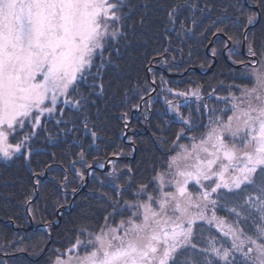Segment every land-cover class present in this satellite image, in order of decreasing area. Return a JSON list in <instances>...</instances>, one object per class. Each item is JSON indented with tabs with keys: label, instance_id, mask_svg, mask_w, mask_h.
I'll return each mask as SVG.
<instances>
[{
	"label": "snow or ice",
	"instance_id": "6c2138e0",
	"mask_svg": "<svg viewBox=\"0 0 264 264\" xmlns=\"http://www.w3.org/2000/svg\"><path fill=\"white\" fill-rule=\"evenodd\" d=\"M165 7V33L168 25L176 31L181 9L215 11L214 4L201 8L189 0ZM260 19L264 0H235L211 21L224 25L216 33L228 41L233 40L228 30L239 29L249 56L259 53L260 59L252 61L259 69L240 74L241 79L252 80L253 87L230 85L240 95L216 97L225 108L209 107L198 88L176 92L199 101L191 110L199 118L181 113L187 99L183 104L166 101L182 127L168 147L167 138H158L164 158L152 165L151 178L136 186L132 199H124L131 179L119 185L113 173L103 179L94 176L101 187L115 193L99 194L105 202L104 223L97 229L79 225L75 243L64 252L56 250L53 264H264V30L259 37L251 31ZM153 23L132 0H0V159L12 160L25 152L27 160L33 149L26 146L39 132L48 133L46 139L54 143L59 132L67 135L82 127L95 139L89 126L93 115L99 117L101 106L115 100L121 87L106 77L110 70H123L118 61L137 39V31L143 37ZM53 118L59 129L56 135L45 123ZM26 127L30 131L10 142L11 135ZM195 129L203 131L189 135ZM184 139L190 145L180 143ZM37 191L34 188L30 197ZM82 215L89 219L87 212ZM117 216L121 219L113 223ZM205 224L210 233L206 238ZM213 229L217 235L211 234ZM80 248L91 251L80 255Z\"/></svg>",
	"mask_w": 264,
	"mask_h": 264
},
{
	"label": "trees",
	"instance_id": "16d2710c",
	"mask_svg": "<svg viewBox=\"0 0 264 264\" xmlns=\"http://www.w3.org/2000/svg\"><path fill=\"white\" fill-rule=\"evenodd\" d=\"M132 2L137 5L138 11L145 12L154 23L152 29L143 37L140 36V30L137 31V39L118 61L124 66L123 70H110L106 77V80L115 79L121 87L115 100L107 107L101 106L103 111L100 116L93 115L89 126L91 131L96 132L97 137L93 139L91 134L85 133L81 127L67 135L59 132V139L50 143L46 139L48 133L39 132V135L26 146L33 149L27 160L25 152L16 155L12 160L0 159V264H52L58 254L56 250L64 252L75 243L78 235L76 229L79 225L87 223L93 229H97L103 224V216L106 214L103 211L105 202L98 199L99 194L108 193L115 196V193L109 187H101L94 176L103 179L108 173H113L112 179L119 185H124L131 179V188L123 193L124 199H130L131 191L151 178L152 165L158 164L160 158H164V153L158 146V138H167L168 147L176 138L179 129L174 123H170L165 110L166 98L172 91H185L187 88L195 87L207 98L204 103L209 107L225 108L223 106L225 103L222 100L218 101L216 97H227L236 90L230 88V85L234 84L240 88L252 87L250 79L240 78V73L246 67L235 69L223 57L222 52L227 41L222 36H216L210 48L211 54L215 49L217 57V64L211 73L200 74L191 70L184 76L170 78L163 72L166 70L179 74L190 67L208 69L212 58L207 55L206 48L217 27H224L223 24L213 25L211 21L221 15L222 9L235 0H189L190 4H196L201 8L206 3L214 4L215 11L211 14L208 12L201 14L192 9H181L175 24L176 31L172 30V25H168L167 33L165 6L176 2L183 3V0H132ZM145 4L148 5L147 9L144 8ZM228 11L232 12V9L229 8ZM189 29L191 31H188ZM262 30L264 19H260L251 29L258 37ZM228 35L233 36L231 47L226 51L229 59L235 64L245 62V57L241 53L243 36L240 30L230 28ZM245 46L248 51L247 42ZM256 47L259 48V43ZM257 55L259 57V53ZM148 67L151 68L149 71L151 81L158 87L149 104L146 97L153 90V85L147 76ZM214 90L213 98L209 99L208 94ZM142 99H144L142 112L148 115L150 107L152 116L147 120V124H144L149 134L143 133L145 127L140 133L136 132L135 129L140 127L139 121L134 120L130 124L128 139L136 146L134 159L129 162L116 160L109 171H95L84 191L76 196L73 208L61 212L62 219L56 227L25 230L24 228L30 225V217L35 227L58 221L59 209L69 208L74 196L73 189L77 191L80 188L89 165L103 164L113 155L132 154L133 148L123 140L125 132L123 122L138 109ZM92 112L94 114L95 109H92ZM137 119L143 120L142 116H137ZM45 123L48 132L53 135L58 133L54 118ZM92 123L95 127H92ZM63 127L60 125V128ZM134 130L135 132L131 133ZM28 131L30 129L27 127L24 131H18L11 136L10 142L15 143ZM80 145L84 149L83 161H80L78 156L81 151ZM33 173H36V176H33ZM80 173H83V178ZM36 179L40 181L39 186L35 184ZM34 188L38 189L37 197L36 195L30 197ZM84 212L89 214V219H84L82 215ZM218 215L225 216L226 213L218 212ZM232 219L229 218V221ZM202 227L204 229L202 235L206 238L210 233L206 224ZM250 229V225L246 226V230ZM211 234L217 235V231L213 229ZM47 245L48 249L44 251ZM200 246H204L202 242Z\"/></svg>",
	"mask_w": 264,
	"mask_h": 264
},
{
	"label": "water",
	"instance_id": "95a60500",
	"mask_svg": "<svg viewBox=\"0 0 264 264\" xmlns=\"http://www.w3.org/2000/svg\"><path fill=\"white\" fill-rule=\"evenodd\" d=\"M259 21H260V20H258V22H259ZM258 22H257V23H258ZM257 23H256V25H257ZM216 36H222V37L225 38V40L227 41V44H226V46H225L224 49H223L222 55H223V57L228 61V63L231 65V67H233V68H235V69H241V68H243V67L246 66V65H253L252 61H253L254 59L257 60V61L259 60L258 56H256V57H251V56H249V54L246 53V50H245V41H244V39H243V43H242V53H243V55H246L247 58H248L249 60H248L247 62L240 63V64H235V63H233V62L229 59L228 55L226 54L227 49H229L230 46H231V41H228V40H227V37H226L225 35H223L222 33H216V34L212 37L211 42L209 43V45H208L207 48H206V53H207V55L210 56V57L212 58V63H211V65L209 66V68H208L207 70H201V69H199L198 67H190V68H188L184 73L176 74V75H177V76H182V75L186 74V73H187L188 71H190V70H194V71H196V72H198V73H200V74H209V73H211V72L213 71L214 67H215L216 64H217V57H216L215 55H213V54L210 53V48H211V46H212V44H213V39H215ZM149 68H150V67L147 68V76H148V79L151 81L150 72L148 71ZM163 72H165V74L168 75V76H175V75H173V74L168 73V72L165 71V70H163ZM151 82H152V81H151ZM152 84H153L154 89H153V91L150 92V94L148 95V100L152 97V95H153V94L155 93V91L157 90V85H156L155 83H152ZM142 105H143V100L141 101L140 106H139V110H140V111H141V109H142ZM135 113H136V110L132 113L130 119L125 120L124 123H123V124L125 125V128H126V131H125V133H124V138H123V139H124V142H127V137H128V133H129V132H128V125H129L130 121L133 119ZM145 133H146V134H149V133H148V130H146ZM127 144H129L130 146L133 147V154H132V156L113 155V156H111V157L105 162V164L103 165V167H100V165H92L91 167H89V168L87 169V175H86L85 179L82 181L80 188L76 191V194L72 197V200H71V203H70L69 209H68V207L60 208L59 211H58V222L51 223V224L49 225L50 227H56V226L60 223V221H61V219H62L60 213H61L63 210H71V209L73 208L74 200H75L76 196H77L78 194H80L82 191H84L86 185H87L88 182H89L90 175L92 174V172H94V171H108V170H110V167H111L112 161H114V160L129 161V160H131V159H133V158L135 157V155H136V146L134 145L133 142H127ZM36 197H37V195H36ZM41 227L45 228V227H48V226H47V225H40V226H38V227L35 228L34 225H33V223H32V218L30 217V226H29L28 228H24V229H25V230H32V229L37 230V229H39V228H41ZM50 242H51V239H50V241L48 242V245L50 244ZM48 245L46 246V248H45L44 251H46V250L48 249Z\"/></svg>",
	"mask_w": 264,
	"mask_h": 264
},
{
	"label": "flooded vegetation",
	"instance_id": "af4514ba",
	"mask_svg": "<svg viewBox=\"0 0 264 264\" xmlns=\"http://www.w3.org/2000/svg\"><path fill=\"white\" fill-rule=\"evenodd\" d=\"M245 49H246V46H245ZM241 53H242V46H241ZM246 53L248 54V51H246ZM242 55H243V53H242ZM243 56L245 57V62H247L249 59L247 58L246 55H243ZM193 89H194V88H193ZM185 90H186V91H179V90H177V91H172V92H171L172 94H171L168 98H166V101H172L174 104H176V103L183 104L184 100L187 99V100H188V104H187V106H183V107H181V113H182L184 116H188V115L190 114L191 110L194 109V108H196V106H197V104L199 103V101H197V100L195 99V97H190V95H189L187 98H185V97H179V96L176 95V92H189V93H191V90H192V89L189 90V88H187V89H185ZM188 90H189V91H188ZM199 92H200V95H201L203 101L205 102V100H206L207 98L204 97V96H202L201 91H199ZM182 98H183V100H180V99H182ZM141 101H142V100H141ZM191 101H192V102H191ZM190 102H191V104H190ZM147 103L149 104L150 101L147 100ZM147 106H148V105H147ZM167 108L169 109L168 104L165 102V110H166L167 117L170 119V123H174L176 126L179 127V129H178V131H179V130L181 129L182 125H181L179 122H177L174 113L171 112L170 114H168V112H167ZM148 110H149L148 115H146V114H145L144 112H142V111H140V112H138V113H137V111H136V113H135L133 119L130 121V123H129V125H128V132H129L130 124H131L134 120H137V121L140 122V124H138L140 127H139L138 129H135L136 132L140 133L141 130H143V127H145L144 124L146 125V124H147V120L152 116V110H151V108L148 107ZM134 111H135V110H134ZM134 111H133V112H134ZM202 111H204V110H202ZM139 114H141V116H142V118H143L142 121L137 119V115H139ZM191 114L193 115L194 118H199L195 112H191ZM135 117H136V119H135ZM204 122L207 123L206 118H205ZM135 130H134V131H131V133H134ZM146 130H148V129H146V127H145V131H146ZM145 131L143 130V133H144ZM200 131H203V129H195L194 132H193V133H190L189 135H196V134L199 133ZM148 133H149V131H148ZM133 135H134V134H133ZM184 140H185V139H184ZM131 142H133V141L131 140ZM133 143H134V142H133Z\"/></svg>",
	"mask_w": 264,
	"mask_h": 264
},
{
	"label": "rangeland",
	"instance_id": "374dc122",
	"mask_svg": "<svg viewBox=\"0 0 264 264\" xmlns=\"http://www.w3.org/2000/svg\"><path fill=\"white\" fill-rule=\"evenodd\" d=\"M258 56V55H257ZM260 59V58H259ZM211 65V64H210ZM253 67H256L257 69H259V64H256V65H249V67L247 66V68H245L244 70H242V72H249ZM241 74V73H240ZM252 81V80H251ZM153 85V84H152ZM252 87H253V81H252ZM194 88V89H193ZM191 87L190 89H192L191 91H193V90H195V89H197V88H195V87ZM243 88V87H242ZM189 89V90H190ZM188 90V91H189ZM186 91V90H185ZM232 94H235V95H237V96H239L240 95V92L239 91H237V89L235 90V91H233V92H231ZM190 97H192L191 95H190ZM180 100H183V98L182 99H180ZM166 102V101H165ZM192 102V101H191ZM191 102H190V104H191ZM224 107H226V105H223ZM221 108V107H220ZM142 110V109H141ZM137 111V113L138 112H140V110H136ZM171 113V111L169 110V112H168V114H170ZM219 114V113H218ZM229 115H231V112H229ZM138 117H141V114H139V115H137ZM225 119H226V116L224 117ZM201 132V131H200ZM199 132V133H200ZM199 133H197L196 135H198ZM11 136H13V135H11ZM11 136H10V138H11ZM184 141V142H183ZM180 143H182V144H189L190 145V143H191V141H189V140H187V139H185V140H181L180 141ZM129 145V144H128ZM21 154V153H20ZM18 155V154H17ZM95 165H97V164H95ZM101 165H104V164H101ZM100 165V166H101ZM92 166V165H91ZM135 190V189H134ZM133 190V191H134ZM132 192V191H131ZM130 199H132V197H130ZM121 219V218H120ZM120 219H115V221H113V223H115V222H118ZM230 222V221H229ZM32 223H33V221H32ZM34 225V224H33ZM35 227V226H34ZM37 227V226H36ZM35 227V228H36ZM33 230H35V229H33ZM83 239H86V237H83ZM78 252H79V254L80 255H84L85 254V251H91V249H87V250H85V249H83V248H80V249H78L77 250ZM76 253H73V255H75ZM53 264V263H52Z\"/></svg>",
	"mask_w": 264,
	"mask_h": 264
}]
</instances>
